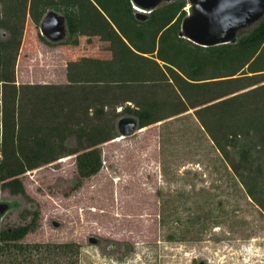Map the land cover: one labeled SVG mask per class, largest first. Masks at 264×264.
<instances>
[{"label": "trees", "instance_id": "obj_1", "mask_svg": "<svg viewBox=\"0 0 264 264\" xmlns=\"http://www.w3.org/2000/svg\"><path fill=\"white\" fill-rule=\"evenodd\" d=\"M187 6V0H176L139 21L131 0H0V30L11 31L10 38H0L2 188L27 195L23 174L71 155L79 177L89 178L103 166L101 145L118 137L120 116L135 115L145 128L193 109L264 210V17L237 43L203 47L179 36ZM51 9L67 18L69 36L62 47H79L86 28L91 31L86 40L98 43L100 52L85 60L75 81L18 84L14 66L26 13L36 34L28 32V44L35 46L34 39L54 44L37 28ZM136 58L154 61L161 73L141 74L131 65ZM71 137L75 146L67 142ZM35 224L34 213L29 223L0 231V264L12 249L22 255L33 249L78 254L75 242H21Z\"/></svg>", "mask_w": 264, "mask_h": 264}, {"label": "rangeland", "instance_id": "obj_2", "mask_svg": "<svg viewBox=\"0 0 264 264\" xmlns=\"http://www.w3.org/2000/svg\"><path fill=\"white\" fill-rule=\"evenodd\" d=\"M31 19L27 12L21 27L14 66L18 84L75 81L85 60L100 52L98 43L86 40L91 32L86 28L77 48L39 39L32 47ZM10 36V30H0L1 39ZM132 63L143 75L161 73L152 60ZM117 135L101 145L103 166L89 178L79 177L71 155L23 174L27 195H13L0 183V199L18 203L0 221V231L29 223L35 213L34 229L21 242L79 244L71 256L12 249L2 264H264V210L246 193L193 109L132 136ZM67 142L76 145L74 137Z\"/></svg>", "mask_w": 264, "mask_h": 264}, {"label": "water", "instance_id": "obj_3", "mask_svg": "<svg viewBox=\"0 0 264 264\" xmlns=\"http://www.w3.org/2000/svg\"><path fill=\"white\" fill-rule=\"evenodd\" d=\"M134 15L146 21L156 9L176 0H131ZM188 11L181 21L179 36L203 47L237 43L241 34L264 17V0H187ZM40 33L51 43L59 44L69 36L67 18L57 10H48L40 21ZM3 32V37H6ZM116 129L121 137L141 129L135 115L118 118ZM18 206L17 202L0 199V221ZM59 226V222H54ZM93 242H98L93 238ZM205 264V262H201Z\"/></svg>", "mask_w": 264, "mask_h": 264}, {"label": "bare ground", "instance_id": "obj_4", "mask_svg": "<svg viewBox=\"0 0 264 264\" xmlns=\"http://www.w3.org/2000/svg\"><path fill=\"white\" fill-rule=\"evenodd\" d=\"M122 137H120V139H121Z\"/></svg>", "mask_w": 264, "mask_h": 264}]
</instances>
